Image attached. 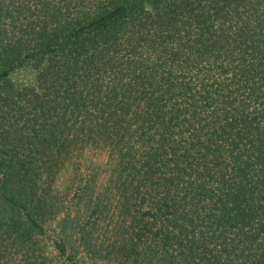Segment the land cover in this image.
I'll return each mask as SVG.
<instances>
[{
    "label": "trees",
    "instance_id": "1",
    "mask_svg": "<svg viewBox=\"0 0 264 264\" xmlns=\"http://www.w3.org/2000/svg\"><path fill=\"white\" fill-rule=\"evenodd\" d=\"M0 264H264V0H0Z\"/></svg>",
    "mask_w": 264,
    "mask_h": 264
},
{
    "label": "rangeland",
    "instance_id": "2",
    "mask_svg": "<svg viewBox=\"0 0 264 264\" xmlns=\"http://www.w3.org/2000/svg\"><path fill=\"white\" fill-rule=\"evenodd\" d=\"M18 75L23 79V80H27L28 77L31 76V74H29L26 71H21L20 73H18ZM27 77V78H26ZM99 160H102V156H99Z\"/></svg>",
    "mask_w": 264,
    "mask_h": 264
}]
</instances>
